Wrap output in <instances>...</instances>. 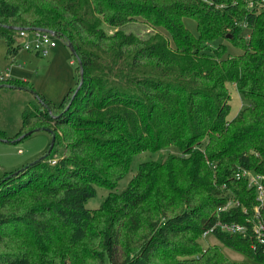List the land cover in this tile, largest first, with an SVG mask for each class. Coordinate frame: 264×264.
I'll return each instance as SVG.
<instances>
[{
    "label": "trees",
    "instance_id": "obj_1",
    "mask_svg": "<svg viewBox=\"0 0 264 264\" xmlns=\"http://www.w3.org/2000/svg\"><path fill=\"white\" fill-rule=\"evenodd\" d=\"M140 21L156 33L141 39L122 30ZM12 28L71 44L82 75L77 66L76 87L58 104L28 82H0L40 104L24 110L14 137L0 131V141L46 129L55 137L50 152L0 179V264H247L218 244L201 247L198 238L218 220L247 229L214 230L220 245L264 264L252 233L255 191L237 178L253 172L264 186V0H0V40L13 59L21 47ZM218 39L240 53L223 43L207 52ZM228 84L247 101L232 120ZM73 120L81 147L56 135ZM64 141L71 144L50 165ZM168 147L181 156L140 164L114 192L136 155ZM96 187L109 196L87 209ZM227 200L240 207L220 213Z\"/></svg>",
    "mask_w": 264,
    "mask_h": 264
},
{
    "label": "rangeland",
    "instance_id": "obj_2",
    "mask_svg": "<svg viewBox=\"0 0 264 264\" xmlns=\"http://www.w3.org/2000/svg\"><path fill=\"white\" fill-rule=\"evenodd\" d=\"M183 24L187 30L197 37L196 23L190 18H184ZM122 30L128 33L139 35L141 39H147L149 35L156 33L152 26H148L143 21L128 23ZM154 30V31H153ZM34 31V30H21ZM20 32V31H19ZM56 47L48 52L47 55L36 54L24 49H20L12 59L6 53V44L0 40V73L9 71V78L28 82L35 92L43 95L47 100L54 104H58L66 92L76 87L77 82V62L69 51L67 45L59 38L53 37ZM225 44L227 53L237 55L239 50L226 43L224 40H214L208 42L205 47L206 51L210 52L219 44ZM230 93V110L227 119L232 120L238 114L242 107L247 105V101L237 92L234 84L227 85ZM40 108V104L35 99L34 95L29 91L15 90L8 88L0 89V131H2L7 138H12L21 127L22 114L26 108ZM71 123L61 125L56 130V135L59 139H65L67 135L71 143H78L82 146L81 138L76 132V124ZM73 124V125H72ZM52 130V129H50ZM51 136L46 131H38L35 134L16 143H5L0 141V179L5 173H16L22 167L35 162L45 155L49 149ZM64 141L57 142L54 151L48 157L50 159L61 158L64 156L65 145H70ZM84 143V142H83ZM181 156V152L176 147H168L157 152H142L136 155L131 163L128 174L118 182L115 193H121L127 187L128 183L136 176L137 169L142 163H159L169 156ZM163 188L166 187L163 185ZM109 196V191L104 188L96 187V195L94 198L88 200L86 204L87 209H96L101 202ZM160 202L163 206L168 207L167 200L161 198ZM175 212V209H168L167 213ZM3 213L14 214L13 210L3 211ZM203 249L211 245H219L224 254L233 262L250 263L247 257L243 254L235 252L223 245L212 236H201L198 238Z\"/></svg>",
    "mask_w": 264,
    "mask_h": 264
},
{
    "label": "built area",
    "instance_id": "obj_3",
    "mask_svg": "<svg viewBox=\"0 0 264 264\" xmlns=\"http://www.w3.org/2000/svg\"><path fill=\"white\" fill-rule=\"evenodd\" d=\"M20 47L26 51L34 52L36 54L47 55L49 51L56 47L53 41V36L43 31H20L16 38ZM9 78V71L0 73V82ZM50 165L55 164V160L49 161ZM237 178H242L247 181V187L255 191L256 201L258 206L254 208V217L252 219V233L254 234L257 242L264 246V186L262 184L263 178L249 171H240ZM231 207H240L239 203L227 200L226 203L218 209L220 213H225ZM245 212V210H243ZM218 230L233 235H245L247 229L243 225L236 223H229L223 221H216L210 230L205 231L202 237L212 236V232ZM264 253V250H263Z\"/></svg>",
    "mask_w": 264,
    "mask_h": 264
},
{
    "label": "water",
    "instance_id": "obj_4",
    "mask_svg": "<svg viewBox=\"0 0 264 264\" xmlns=\"http://www.w3.org/2000/svg\"><path fill=\"white\" fill-rule=\"evenodd\" d=\"M12 29H13V30H17V31H21V30L16 29V28H12ZM38 31H42V30H38ZM47 33L50 34V35L53 36V37H56L55 34L52 33V32H47ZM67 47H68L69 51L71 52V54L73 55V57L77 60L78 67H80V76H81V75H82L81 65H80V62H79V60H78V58H77L76 52H75V50H74V48H73V46H72L71 44H67ZM80 84H81V81H80ZM44 131H46L47 133L51 134V130H49V129H46V130H44ZM30 134H31V132H28V133L26 134V136H28V135H30ZM24 137H25V135L22 136V138H24ZM54 140H55V137H54V135H52V136H51L50 147H49V149H48V152L51 151V149H52V147H53V144H54Z\"/></svg>",
    "mask_w": 264,
    "mask_h": 264
}]
</instances>
